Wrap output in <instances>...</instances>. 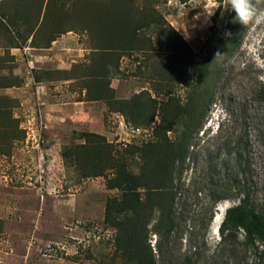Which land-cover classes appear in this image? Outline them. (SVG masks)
I'll use <instances>...</instances> for the list:
<instances>
[{
  "label": "rangeland",
  "instance_id": "374dc122",
  "mask_svg": "<svg viewBox=\"0 0 264 264\" xmlns=\"http://www.w3.org/2000/svg\"><path fill=\"white\" fill-rule=\"evenodd\" d=\"M6 1L0 264H264L216 233L244 196L264 216V23L229 0ZM128 187L167 208L125 256L106 209Z\"/></svg>",
  "mask_w": 264,
  "mask_h": 264
},
{
  "label": "trees",
  "instance_id": "16d2710c",
  "mask_svg": "<svg viewBox=\"0 0 264 264\" xmlns=\"http://www.w3.org/2000/svg\"><path fill=\"white\" fill-rule=\"evenodd\" d=\"M18 1L31 3L29 2L30 0H8L5 3L13 4ZM184 2H187V0H184ZM5 20L8 22L14 21L9 17L7 12L5 13L0 9V28L7 31ZM131 23V20L127 17L123 22V26H119V34L123 37L125 36V38L117 40L121 42V47L119 48L121 50L133 51L134 44L137 42V33ZM29 33L32 34V31H29ZM10 41L13 42L12 40ZM51 41H54V39H51ZM130 180H133L132 176L127 177V180L124 182L128 181L130 183ZM118 184L120 186L123 183ZM140 186L136 185L137 188ZM135 189L128 187L123 202L111 201L106 209V221L116 227L117 247L125 256L132 254L133 245H136V248L138 245L137 249H140L139 243L143 240V231L148 227L155 211L159 210V208H163L165 211L167 208L165 200H163L165 199L163 198L164 194H161L158 190L150 189L144 202ZM121 214H127L126 216L131 214V216L120 220L118 216ZM166 215L165 226L167 227L164 236L169 238L175 226L172 209L168 210ZM219 231L222 235V242L236 241L240 233H243L244 243L248 247L256 249L261 258L264 259V216L255 209L248 196H244L239 205L227 209L225 219ZM147 261L148 264H157L156 255L152 248H150V256Z\"/></svg>",
  "mask_w": 264,
  "mask_h": 264
},
{
  "label": "clouds",
  "instance_id": "9594fccd",
  "mask_svg": "<svg viewBox=\"0 0 264 264\" xmlns=\"http://www.w3.org/2000/svg\"><path fill=\"white\" fill-rule=\"evenodd\" d=\"M229 6L230 11L235 13L234 21L241 26L264 23V0H229ZM220 227L218 226L216 233Z\"/></svg>",
  "mask_w": 264,
  "mask_h": 264
},
{
  "label": "bare ground",
  "instance_id": "6f19581e",
  "mask_svg": "<svg viewBox=\"0 0 264 264\" xmlns=\"http://www.w3.org/2000/svg\"><path fill=\"white\" fill-rule=\"evenodd\" d=\"M222 210H223V211H225V209H224V208H223ZM219 220H220V219H219Z\"/></svg>",
  "mask_w": 264,
  "mask_h": 264
}]
</instances>
